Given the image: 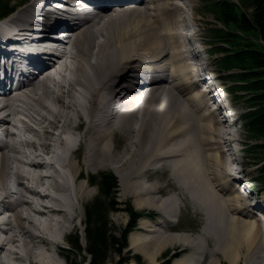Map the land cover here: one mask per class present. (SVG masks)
I'll return each instance as SVG.
<instances>
[{
	"label": "bare ground",
	"instance_id": "bare-ground-1",
	"mask_svg": "<svg viewBox=\"0 0 264 264\" xmlns=\"http://www.w3.org/2000/svg\"><path fill=\"white\" fill-rule=\"evenodd\" d=\"M61 1L58 3L71 7L66 0ZM135 1L142 3L143 8L126 20L120 18L103 25L90 18L84 24L66 26L70 37L59 55L44 63L26 88L13 95H0V264H55L56 257L50 256L49 247L55 255H61L56 245L72 228L76 202L80 204L94 191L89 185L90 177L80 178L73 162L76 153H80L87 169L99 160L100 167L119 175L121 190L132 187L135 207L165 205V218H142L138 224L142 234L129 235L130 247L142 253L149 263L177 243L189 250L176 264H205L208 256L207 264H264V224L252 212L263 210L259 203H249V198L239 194L242 181L230 172L234 169L232 140L216 127L218 122L197 89L198 81L193 80L199 75L193 66L198 65L188 63L181 50L178 6L171 0L113 3ZM180 1L184 6L191 4L190 0ZM31 6L28 3L18 14L29 11ZM47 12L51 16L60 14L57 8ZM44 20L46 26L54 23ZM30 26L36 30L39 25ZM134 67L142 71L157 68L160 73L140 82L141 100L150 104L125 110L130 117L139 111L133 129L127 119L106 116L105 105L107 95L124 89ZM14 112L25 115L38 128L23 122L21 129L19 120L14 122ZM146 122H150L145 129L149 136L144 144L140 132ZM120 131L127 136L135 131L136 140L115 153L110 141L114 144ZM25 134H33L34 138L27 139ZM19 148H25L26 153ZM10 152L14 154L9 156ZM44 154L48 155L47 160L40 159ZM162 158L168 160L166 165H171V172L177 175V187L192 190L191 200L205 220L200 233L179 231L163 235L164 226L171 229L166 217L180 212L176 201L179 194L175 192L162 201L148 195L143 198L147 190L143 188L139 194L138 187H134L140 184L134 179L141 168ZM122 171H127L126 175ZM69 174L73 185L67 179ZM8 178L15 188L7 183ZM9 212L11 215L7 216ZM15 236L20 238V251L10 249L18 241ZM203 238L211 242L212 248H202ZM37 245L46 247V251H37Z\"/></svg>",
	"mask_w": 264,
	"mask_h": 264
},
{
	"label": "trees",
	"instance_id": "trees-1",
	"mask_svg": "<svg viewBox=\"0 0 264 264\" xmlns=\"http://www.w3.org/2000/svg\"><path fill=\"white\" fill-rule=\"evenodd\" d=\"M246 10L252 7L253 12H237L235 7L226 2L219 5V19L226 26L217 36L223 39L232 49L225 57L226 68L237 67L240 73L234 77L241 84L237 87L247 97L248 105L253 110L244 114L245 124L250 138L264 140V0H240ZM12 10L8 4L0 0V17ZM242 35V36H240ZM249 151L264 156V144L248 146ZM98 194L84 207V243L78 235L68 238L69 249L61 250L67 264H123V250L127 246V235L135 227L136 220L147 215L154 218V213L135 211L127 202L121 208L129 220L125 228H113L110 221L112 212L117 211L116 179L111 173H102L98 177ZM264 184V165L259 170V179ZM141 263L138 256L134 258ZM160 264H168L161 262Z\"/></svg>",
	"mask_w": 264,
	"mask_h": 264
},
{
	"label": "rangeland",
	"instance_id": "rangeland-1",
	"mask_svg": "<svg viewBox=\"0 0 264 264\" xmlns=\"http://www.w3.org/2000/svg\"><path fill=\"white\" fill-rule=\"evenodd\" d=\"M2 1L5 2L6 4L12 6V5L20 2L21 0H2ZM175 1L176 0H171L170 2L176 3ZM177 1H180V0H177ZM190 1L193 4L192 7L189 6V8H187V9H182L181 10L182 16L184 17L185 15L190 14L192 16V18L194 19V21H195V25L198 28L197 30L200 33V37L202 39H205V37L207 35L205 33V28L207 26L206 23H210L211 20H212V18H211V16H203L202 17V16H200L198 14L199 11H200V9H201L200 4L204 0H190ZM27 2H28V0H27ZM173 6H175V4ZM183 17H180V18L182 19ZM124 19L126 20L128 18H124ZM103 25H106V24H103ZM66 47H68V45ZM69 48H70V46H69ZM198 58L202 59V57L200 55H198ZM67 63L71 67V59H68L67 60ZM207 68H208V70L210 72L212 71V75L216 76L217 79H219L220 74L215 71V67L211 64V62L208 64ZM38 83L40 85V82L39 81H38ZM38 83H37V85H38ZM21 95L23 96V94H21ZM143 102L145 103L144 106L150 104V103H148L150 101L147 102L146 99H144ZM233 105H234V108L237 110V112L240 113V111L242 110V108L239 105V103L238 102H235L233 100ZM149 108H150V113H152L153 112L152 107H149ZM155 113H157V111H155ZM138 116H139V111L137 113H135L133 116L125 118V119L129 120V121L126 120L127 122H131L133 129H134V127H136L137 117ZM15 117H17V118H15ZM13 118H15L14 119V122H16L17 119L19 120L18 124H19V126H20L21 129H22L23 122H28L31 126L38 128V126L35 123L30 122L25 115H19V113H15L14 112ZM153 118H156L155 115H154ZM153 120H155V119H153ZM149 123L150 122H146L145 125H144V127H143L144 130L140 132L141 142L143 140L144 141V144L146 143L145 141H146V139L149 136V134H146L145 133L146 132L145 129L148 128ZM150 127H153V124ZM220 136H221V139H222L223 138L222 135H220ZM240 136H241V138H242L243 141L246 139V132L244 131V129L242 128V126L240 127ZM135 137H136L135 131H132L131 134L128 135V136H127V133H124L123 134L120 131L119 133H117V137H116V141H115L116 144L115 143L113 144V142L110 141V146L111 145H114L113 146V149L115 150V153L124 151V149L126 148V146L128 145V143L131 140H136ZM25 138H27V139H33L34 136H33V134H25ZM223 140H224V138H223ZM225 140H226V138H225ZM232 145L235 146L236 144L233 143ZM232 145H231V147H232ZM242 147H243V145H242ZM19 149L21 151H24L23 153H26L25 148L24 149L23 148H19ZM229 149H230V144H229ZM13 154H14L13 152H10L9 153V156L10 155H13ZM73 158H74L73 159L74 160L73 161L74 164L77 165L76 166L77 167V170L80 171V175H81L80 178H83V177H90L91 178V175L96 176L100 172H111V173H113L115 175V173L113 172L112 169H108V168H105V167H100L99 160H96L95 165L94 166L93 165H90L89 166L90 169H87L88 168L87 166H86L87 167L86 168V167H84L82 165L80 153H76ZM242 158H243V160L245 162H247L246 159H245V157H244L243 151H242ZM40 159L43 160V155L40 157ZM47 159H48V157H47ZM139 161H140V156L136 160V166L139 163ZM166 163H169L168 160H165L164 158H162L161 161H155L153 165H151V164L149 165L148 164L146 167L141 168L140 174H138V176H135V179H134V177L132 178V179L137 180L138 182H140V184H136L134 187H138L139 194L144 189L147 190V193H143L145 195V196L144 195L142 196L143 198H147L146 195H148L149 197L153 196V197H156V198H158V199H160L162 201L165 200L166 198H168V196H170L172 194H175V192L179 194V195H177L179 197V199L176 197V195H174V196L176 197V201L178 200L177 202H178V205L180 207V213L177 214V212H176V215H172V216L170 215V216L167 217V219L170 220L169 221V224L171 225V227H170L171 229L170 230L169 229L167 230V229H165V226H164L163 229H162L163 230V233H162L163 235H165V233L168 234V233H171V232L173 233V232H176V231H180V232L185 231L186 233H189L190 232L191 234L196 233V232L197 233H200L198 231H199V229L202 228V225L205 226V220H204V216H203V213L201 212V210L198 209V208H196L195 205L193 204L192 200H191V191L192 190L189 192V190L186 189V188L185 189H182L180 186L177 187V185H178V182L177 181H179L178 178L176 177L177 175H175L174 173H172L173 171L171 170V167H170L171 165L170 166H167ZM227 164L229 165L230 163H227ZM251 170H252V173L254 174L255 173V167L252 168ZM122 172L124 173V175H126V172L127 171H122ZM230 172L231 173L233 172L234 175H235V172L233 170H230ZM116 178L118 180V187H117V191H116V200L118 202H122V203L129 202L131 204V206L136 211H142V210H144V211H147V212H152L153 211V212L157 213L158 215H157L156 219H154L152 221H156L157 219H160L161 220L162 218H165V209H164L165 205L164 204H162V206L158 207V208H160V210L158 208L150 207L149 205H141V207H135L134 204H133V197H132V193H131V190H133L132 187L128 186V187H126V188H124V189L121 190V186H120V182H119L120 176L118 175V176H116ZM67 179L70 182V184L73 185L72 178H71L70 174L67 176ZM10 181H11V178H8V182L7 183H9V185L11 186V188H15L16 186L15 187H12V185H11L12 182L10 183ZM237 183L240 184V180L237 181ZM89 185H90V183H89ZM236 185H238V184H236ZM242 185L243 184L241 182V186ZM252 186H253L252 189L254 191L258 187L256 183H253ZM90 187L93 188V190H94L93 193L89 197L84 198L83 201L80 204L78 202H76V207H77V211L76 212L77 213L74 215V218H73V221H74L73 223L74 224L71 223V225H72L71 227L72 228L70 229V231L68 233H66L64 239L65 238L67 239V237H70L72 235H79V236H81L80 242L81 243H84V240H83V225L81 224V221L83 219V206L87 202L91 201V199L93 197H95L96 194H97V188L96 187H92V186H90ZM150 188L153 189L152 192H149V189ZM238 190H239V194L242 197H244L242 195V193H241L240 186H239ZM253 193L254 192H251V194H250L251 200H253V196H254ZM72 199H73V196H72ZM255 205L259 206L258 204H255ZM120 207L122 208L123 206L120 205ZM162 210H164V211H162ZM53 218L56 219L57 217L54 216ZM78 219H80V224L78 222ZM110 221H111V223L113 225V228L114 227H116V228H123L125 226V224L127 223V221H128V216H127V214L124 211L119 210V211H116V212H112L111 213V215H110ZM21 222L23 223V225H27V222L25 220H22ZM138 224L139 223H137V228L135 230H133L132 233H136L137 232V233H141L142 234V231L143 230H141L138 227ZM152 235L155 236L156 233H153ZM15 239H18V241L15 240L16 242L14 244L17 247H14V245H12V246H10V249L11 248H15L16 250H19L20 251L21 250L20 249V243H21V241L19 240L20 238H18L17 236H15ZM59 239H60V241H59ZM59 239H58L56 248H58V245H62L65 248L66 247L65 241L62 240L63 238H59ZM261 240H262V237H261ZM175 245H172V246L167 247L166 249L162 250L160 252V254L156 257L155 262L154 263H149V261L147 260V258H145L142 253H140L139 251L137 252L132 247H130L129 235H128L127 236V247L123 251V255H124L123 257L127 261L124 262L123 264H158V263H161L164 260L165 261H170L171 264H176V260L178 259V257H174V256L177 255V254L179 255V258L181 256H184V254L188 252L189 248L187 246H182V245L177 244V243ZM149 246L152 248L151 245H147V248H150ZM201 246H202V248H205L206 247V248L209 249L211 247V242L210 241L207 242L203 238V241L201 242ZM49 248H50V253H49L50 256L56 257L55 259H56L57 263L55 261V264H66L65 263V260L63 258H61L62 257V254L60 256L55 255V253L52 254L51 253L52 247L50 246ZM45 249H46V247H44V246L41 247V245H39V248H38V245L36 247V250L37 251H43V252H45L46 251ZM57 250L59 251V249H57ZM60 253H61V251H60ZM135 256H138L140 258L141 263L138 262V261H136L134 259ZM117 260H118V257H114L113 258V264ZM208 261H210L209 256L204 259L205 264H207L206 262H208ZM23 264H27V262H25ZM28 264H32V262H30ZM109 264H112V262L110 261Z\"/></svg>",
	"mask_w": 264,
	"mask_h": 264
}]
</instances>
